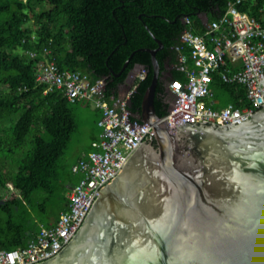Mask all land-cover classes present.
Wrapping results in <instances>:
<instances>
[{
    "label": "water",
    "instance_id": "95a60500",
    "mask_svg": "<svg viewBox=\"0 0 264 264\" xmlns=\"http://www.w3.org/2000/svg\"><path fill=\"white\" fill-rule=\"evenodd\" d=\"M155 40L142 48L152 77L137 114L151 136L101 189L71 241L34 264H264V107L227 125L170 130L154 105L163 47ZM143 68L134 65L125 82Z\"/></svg>",
    "mask_w": 264,
    "mask_h": 264
},
{
    "label": "trees",
    "instance_id": "16d2710c",
    "mask_svg": "<svg viewBox=\"0 0 264 264\" xmlns=\"http://www.w3.org/2000/svg\"><path fill=\"white\" fill-rule=\"evenodd\" d=\"M229 1L233 0H0V122L10 121L0 126V248L15 247L21 230L37 226L31 213L34 197L52 200L48 219L38 217L50 224L66 207L65 188L74 183L62 179L57 164L75 127L70 106L75 101L60 90L44 93V85L35 79L38 58L22 49L40 51L48 46L61 68L83 70L92 80L105 77L110 92L134 65L142 64L148 71L136 81L129 99L130 111L138 114L152 77L151 55L142 48L156 47L155 38L161 40L163 47L156 53L161 72L170 65V76L182 78L173 46L185 27L183 17H196L193 28L203 33L200 15L218 17ZM238 7L258 19L264 15V0H246ZM130 55L122 74L114 76ZM216 84L229 91L228 102L249 104L244 103L239 84L214 78L211 88ZM165 89L160 77L154 97L160 117L168 111ZM4 167H9L6 173ZM6 181L17 193L8 197L2 193ZM6 231L15 235L8 239Z\"/></svg>",
    "mask_w": 264,
    "mask_h": 264
},
{
    "label": "built area",
    "instance_id": "2783aa9c",
    "mask_svg": "<svg viewBox=\"0 0 264 264\" xmlns=\"http://www.w3.org/2000/svg\"><path fill=\"white\" fill-rule=\"evenodd\" d=\"M243 1L246 0L229 1L218 17L207 18L203 33L191 30L188 25L192 20L183 17L185 27L173 46L177 53L175 67L182 72V78L168 79V111L160 117L170 130L189 122L227 125L264 107V15L258 19L239 9ZM22 51L38 58L35 79L44 85V93L60 90L68 100H81L101 112V132L71 166L78 178L66 193V207L48 225L38 220V231L25 245L0 248V264H34L59 253L80 228L101 189L138 145L151 136L153 128L129 109V99L136 81L145 75L144 68L135 73L131 83L118 85L110 92L105 77L92 80L83 70L61 68L48 46L40 51ZM214 78L241 85L249 104L236 106L228 102L215 107L211 99Z\"/></svg>",
    "mask_w": 264,
    "mask_h": 264
},
{
    "label": "rangeland",
    "instance_id": "374dc122",
    "mask_svg": "<svg viewBox=\"0 0 264 264\" xmlns=\"http://www.w3.org/2000/svg\"><path fill=\"white\" fill-rule=\"evenodd\" d=\"M40 8L39 5H35V9L38 10ZM208 18H212L211 14L207 15ZM194 20L191 24H189V28L191 30H196L193 28V23L196 22V17H192ZM29 24L33 25V21L30 20ZM167 69L169 65L166 66ZM164 76H168V73L165 72ZM125 82L121 84L122 87L126 85ZM119 84V85H120ZM238 88V87H237ZM241 97L244 100V103L248 102L246 96V90H243V87L239 86ZM213 95L211 99L215 102L217 107H221L226 104L231 99V94L227 89H225L222 85L216 84L212 86ZM240 97V98H241ZM72 116L75 122V127L70 133V137L66 142V145L61 153L58 164L57 170L58 173L61 175L62 179L69 182H75L77 179V173H74L71 169V164H73L77 158L83 153L89 150L90 142L93 138V135L101 132V127L98 125V120L100 118L101 112L96 110L91 104L85 103L83 101H75L70 103ZM10 125V121L3 120L0 122V126H7ZM9 167H4L2 172L6 173ZM6 187L3 188L1 191L2 193L8 197L14 194L13 187L11 186L10 181H6ZM16 191V190H15ZM69 192V188H65V193ZM51 199H43V195L36 196L33 199L32 204V214L36 215L37 217L41 218L42 220L46 221L48 219L49 214L52 213L51 211ZM44 207L40 208V203ZM1 225V224H0ZM48 225V224H46ZM5 235L12 238L15 234L12 231H6ZM6 239V241L8 240Z\"/></svg>",
    "mask_w": 264,
    "mask_h": 264
},
{
    "label": "crops",
    "instance_id": "0c3cea01",
    "mask_svg": "<svg viewBox=\"0 0 264 264\" xmlns=\"http://www.w3.org/2000/svg\"><path fill=\"white\" fill-rule=\"evenodd\" d=\"M167 66V65H166ZM170 65H169V68L167 69V67L165 68V71H166V73H169L170 74ZM135 75V74H134ZM134 75H133V79L131 80V78H130V80H131V82L134 80ZM171 76H169V78H170ZM168 78V79H169ZM126 84H129V82L128 83H126ZM214 104H215V102H214ZM227 104V103H226ZM96 110H98L97 108H95ZM100 133V132H99ZM99 133H97L96 135L94 134L93 135V138H92V140H91V142L94 140V139H96L98 136H99ZM91 142H90V145H89V149H90V146H91ZM78 159V158H77ZM77 178H78V175H77ZM76 178V179H77ZM73 184V183H72ZM72 184H70L69 185V187L68 188H70L71 187V185ZM13 191H14V194L15 193H17L16 191H15V189H13ZM31 213H32V211H31ZM35 221H36V223H37V226L34 228V229H31V227H27L26 228V230H21L19 233H18V235H17V237L14 239V241H16L17 243H18V245H16L15 247H12V248H17V247H21L23 244H26L27 243V241L38 231V217L37 216H35ZM54 221V220H53ZM52 221V222H53ZM19 244H22V245H19Z\"/></svg>",
    "mask_w": 264,
    "mask_h": 264
},
{
    "label": "flooded vegetation",
    "instance_id": "af4514ba",
    "mask_svg": "<svg viewBox=\"0 0 264 264\" xmlns=\"http://www.w3.org/2000/svg\"><path fill=\"white\" fill-rule=\"evenodd\" d=\"M161 71V70H160ZM165 69L163 70V73L162 72H160V77L162 78V79H164L165 80V84H167V82H168V78H169V76H170V74L168 73V76H164V74H165ZM122 74V72L118 75V76H120ZM133 76H131V78H132ZM125 82V78H124V80L121 82V83H124Z\"/></svg>",
    "mask_w": 264,
    "mask_h": 264
}]
</instances>
